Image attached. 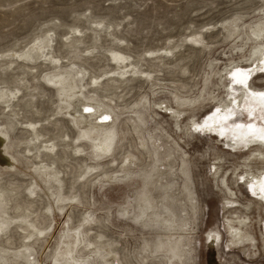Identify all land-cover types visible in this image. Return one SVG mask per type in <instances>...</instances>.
<instances>
[{"label": "rangeland", "instance_id": "1", "mask_svg": "<svg viewBox=\"0 0 264 264\" xmlns=\"http://www.w3.org/2000/svg\"><path fill=\"white\" fill-rule=\"evenodd\" d=\"M263 64L264 0H0V264H264Z\"/></svg>", "mask_w": 264, "mask_h": 264}, {"label": "bare ground", "instance_id": "2", "mask_svg": "<svg viewBox=\"0 0 264 264\" xmlns=\"http://www.w3.org/2000/svg\"><path fill=\"white\" fill-rule=\"evenodd\" d=\"M44 49H45V46L43 44L34 47V51H38V52H42V53L44 52ZM29 57H31V56L29 55ZM112 57L116 61V63L126 64L125 67H128L130 65L127 62L128 59L120 53H112ZM263 68H264V64H263ZM235 74L237 75L236 77H238V80L240 81L238 84H240L243 88V93L245 95V99L239 100V98H237V99L235 98L234 101H232V102H235V106L237 107L238 111L241 112L242 117H244V118L247 117V120H248L247 122H245L243 120V122L246 123V126L248 127L246 129L247 134L252 133L254 136H256V138H259L262 136L264 137V105L261 103L262 101H264V95H261L264 92H257V91L255 92V90L253 91L251 89V87L248 84L250 77H251L250 73L244 72L241 69H235ZM123 75L124 74L121 73L120 76L122 77ZM84 111L90 117H94V119H97V120L99 119L102 122L106 121L108 119L107 118L108 116L106 115V113H100L96 109H90L87 106H85ZM218 113H220V112H218ZM85 119H86V117H85ZM247 143H249V140L247 141ZM158 146H159V149H162L161 148L162 146H160V144ZM248 147H250V146H248ZM256 151L260 152L261 155H264L263 146H257ZM250 152H251V154L248 157V161L251 159V157L253 158L254 161L260 160L258 158V156L256 154H254L255 151L254 152L250 151ZM158 155L159 156L162 155V152H161V154L158 153ZM248 167H250L249 164H248ZM220 170H221L220 168H215V175L218 177H221L222 184L224 185V189L227 192H229L230 195H233V193H234L233 189L228 184L229 178L227 176L228 175L227 172L221 173L222 176H220L221 175V174H219L221 172ZM250 172L251 173H246V175L241 177V179H239V180H242V184H244V186L248 189V192H250L253 196H255L257 199L261 200L262 203H264V167L260 168L258 172H255V173H253L252 171H250ZM225 200H226L225 202L227 204V207L229 209H233V208L239 209L242 207V204L240 203V201L238 202L236 199H225ZM258 204H259V202H258ZM263 212H264V207H263ZM247 219L248 218L237 217L236 219L231 218L229 221H227L228 226H229V232H227V234L229 233L230 238H231V240L228 242L229 243L228 246H226L229 251H231L232 249H234V251L238 250L237 252H241L244 250L246 251L249 248H251L252 246L254 248H258L257 247L258 244L256 243V240H254L252 238L251 234L249 233V227H250L251 222L250 221L248 222ZM227 220H228V218H227ZM68 255H70V253ZM171 259H173V258H171ZM110 264H117L114 257L110 258ZM170 264H171V262H170Z\"/></svg>", "mask_w": 264, "mask_h": 264}, {"label": "snow or ice", "instance_id": "3", "mask_svg": "<svg viewBox=\"0 0 264 264\" xmlns=\"http://www.w3.org/2000/svg\"><path fill=\"white\" fill-rule=\"evenodd\" d=\"M261 95H264V93H262Z\"/></svg>", "mask_w": 264, "mask_h": 264}]
</instances>
